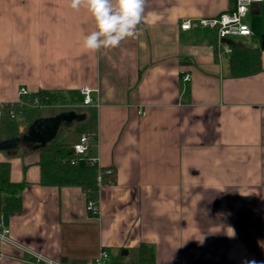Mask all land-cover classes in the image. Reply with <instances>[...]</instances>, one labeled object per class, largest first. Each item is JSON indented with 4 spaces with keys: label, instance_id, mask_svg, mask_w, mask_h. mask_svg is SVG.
I'll return each mask as SVG.
<instances>
[{
    "label": "crops",
    "instance_id": "1",
    "mask_svg": "<svg viewBox=\"0 0 264 264\" xmlns=\"http://www.w3.org/2000/svg\"><path fill=\"white\" fill-rule=\"evenodd\" d=\"M234 6L146 0L136 35L93 53L82 41L94 21L70 0H0V118L22 89L57 94L41 135L88 127L87 156L115 172L96 218L82 187L40 183L37 151H0L11 181L26 183L18 213L1 210L0 190V264H36L30 253L84 264L102 249L120 264H264V1L246 18L251 34L232 42L260 51L249 75L230 74L213 30L181 28ZM83 87L98 106L83 104Z\"/></svg>",
    "mask_w": 264,
    "mask_h": 264
},
{
    "label": "trees",
    "instance_id": "2",
    "mask_svg": "<svg viewBox=\"0 0 264 264\" xmlns=\"http://www.w3.org/2000/svg\"><path fill=\"white\" fill-rule=\"evenodd\" d=\"M260 67V51L247 46H233L230 54L229 68L233 77L249 75ZM61 101L57 94L38 92L35 94L22 95L16 103L4 104L1 107L0 118V141H7L22 137L40 117L41 108ZM34 102H37L35 104ZM24 126V130L21 127ZM79 134H90L88 127L72 129L64 126L59 129L55 138L44 145L26 147L20 141L10 150L11 155L17 153L22 147L24 152L37 151L40 154L41 179L44 186L57 187H82L88 198H95L98 195L97 177L98 166L92 165L90 157L86 156L82 161L74 152V145L71 137ZM103 168L104 184H111L115 181V172L107 174ZM26 183H14L10 178V163L0 161V190L6 196L2 200L1 210L8 213L21 211V192ZM140 259L145 263L153 261L151 249L142 246Z\"/></svg>",
    "mask_w": 264,
    "mask_h": 264
},
{
    "label": "built area",
    "instance_id": "3",
    "mask_svg": "<svg viewBox=\"0 0 264 264\" xmlns=\"http://www.w3.org/2000/svg\"><path fill=\"white\" fill-rule=\"evenodd\" d=\"M264 0H235V6L233 9L228 10L224 13H221L217 17L213 18H199L195 21L186 20L182 23L181 28L183 30H190L193 27H200L203 29L213 30L216 34L217 46L216 52L217 55H230L233 51L232 42L237 39L247 37L251 34V29L246 23V18L251 13L255 5H259ZM225 40H230L231 43L225 42ZM184 81L189 82L191 77L187 74L184 75ZM98 90L90 89L89 87H83L81 93L83 95V104L85 106H98L96 100L93 97V93ZM21 95H28L29 93L22 89L20 92ZM37 104V102H34ZM92 142V135L83 134L80 136L79 141L74 145V152L79 157V160L82 161L88 154ZM90 162L92 165L98 166V177H97V189L98 195L95 198L87 199V211L91 214L92 217L98 218L100 215V205H99V193L102 187L105 185L103 180L102 167L99 165L96 158L90 157ZM107 174L112 173V169L109 168L106 170ZM1 240H8V230H2L0 232ZM32 256V261L36 264H72L68 262L56 261L48 259L40 254L30 253ZM84 264H120L112 260L110 254L102 249L100 253L85 262Z\"/></svg>",
    "mask_w": 264,
    "mask_h": 264
},
{
    "label": "clouds",
    "instance_id": "4",
    "mask_svg": "<svg viewBox=\"0 0 264 264\" xmlns=\"http://www.w3.org/2000/svg\"><path fill=\"white\" fill-rule=\"evenodd\" d=\"M146 0H70L74 10L84 8L94 21L95 28L83 37L86 52L118 47L132 38L142 23Z\"/></svg>",
    "mask_w": 264,
    "mask_h": 264
},
{
    "label": "water",
    "instance_id": "5",
    "mask_svg": "<svg viewBox=\"0 0 264 264\" xmlns=\"http://www.w3.org/2000/svg\"><path fill=\"white\" fill-rule=\"evenodd\" d=\"M225 42L227 43H231L230 40H225ZM264 47V44H263ZM59 120H61V117L56 119V120H52L54 122H58ZM49 120H37L36 122L33 123V125L31 126V132H30V136L26 137V136H22V137H17L14 139H10L7 141H0V151L2 150H9L14 148L18 142H22V143H26V142H40V145H44L46 143H48L49 141L53 140L55 138V134H52L49 137H44L45 133H43V136L41 135L43 132V129L45 127V123H47ZM54 127V126H53ZM56 131V130H54ZM53 131V133H54Z\"/></svg>",
    "mask_w": 264,
    "mask_h": 264
},
{
    "label": "rangeland",
    "instance_id": "6",
    "mask_svg": "<svg viewBox=\"0 0 264 264\" xmlns=\"http://www.w3.org/2000/svg\"><path fill=\"white\" fill-rule=\"evenodd\" d=\"M251 25V24H250ZM239 40V39H238ZM236 40H234V43H235ZM71 140H73V137L70 138Z\"/></svg>",
    "mask_w": 264,
    "mask_h": 264
}]
</instances>
